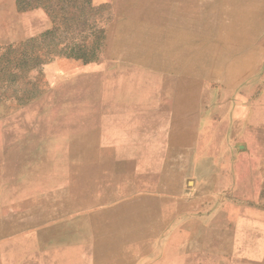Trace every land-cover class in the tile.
I'll use <instances>...</instances> for the list:
<instances>
[{"label":"rangeland","instance_id":"374dc122","mask_svg":"<svg viewBox=\"0 0 264 264\" xmlns=\"http://www.w3.org/2000/svg\"><path fill=\"white\" fill-rule=\"evenodd\" d=\"M195 159L264 215V0H0V264H264L141 251Z\"/></svg>","mask_w":264,"mask_h":264},{"label":"crops","instance_id":"0c3cea01","mask_svg":"<svg viewBox=\"0 0 264 264\" xmlns=\"http://www.w3.org/2000/svg\"><path fill=\"white\" fill-rule=\"evenodd\" d=\"M196 161L186 169L185 182L180 175V183L166 189L161 205L157 203L158 212L143 223L148 227L142 232L139 229L137 239H148L141 251H264V215L261 211L252 214L250 204L238 206L242 209L233 219L204 213L207 207H219L224 196H220L223 190L211 182L213 179L198 176L204 167Z\"/></svg>","mask_w":264,"mask_h":264},{"label":"trees","instance_id":"16d2710c","mask_svg":"<svg viewBox=\"0 0 264 264\" xmlns=\"http://www.w3.org/2000/svg\"><path fill=\"white\" fill-rule=\"evenodd\" d=\"M34 8H36V7H34Z\"/></svg>","mask_w":264,"mask_h":264}]
</instances>
